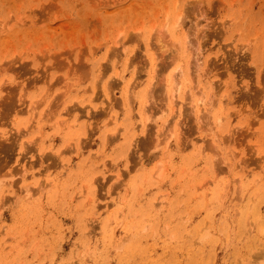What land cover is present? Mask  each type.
<instances>
[{
  "label": "rangeland",
  "instance_id": "rangeland-1",
  "mask_svg": "<svg viewBox=\"0 0 264 264\" xmlns=\"http://www.w3.org/2000/svg\"><path fill=\"white\" fill-rule=\"evenodd\" d=\"M0 264H264V0H0Z\"/></svg>",
  "mask_w": 264,
  "mask_h": 264
}]
</instances>
